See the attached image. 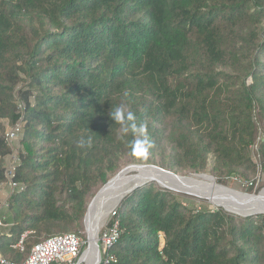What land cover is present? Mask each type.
<instances>
[{
	"label": "trees",
	"instance_id": "obj_1",
	"mask_svg": "<svg viewBox=\"0 0 264 264\" xmlns=\"http://www.w3.org/2000/svg\"><path fill=\"white\" fill-rule=\"evenodd\" d=\"M118 106L154 145H172L166 170L199 174L213 157L218 181L256 172L260 128L264 169V0H0V204L7 126H21L23 188L0 212L3 259L23 263L35 245L78 235L121 161L144 163L111 119ZM115 223L101 264H264V214L190 209L154 181L121 201Z\"/></svg>",
	"mask_w": 264,
	"mask_h": 264
},
{
	"label": "rangeland",
	"instance_id": "obj_2",
	"mask_svg": "<svg viewBox=\"0 0 264 264\" xmlns=\"http://www.w3.org/2000/svg\"><path fill=\"white\" fill-rule=\"evenodd\" d=\"M246 81H247V84H250L251 78L247 79ZM22 86H23V83L20 84V87ZM27 96H28L27 92H24L23 97L26 98ZM255 116H256L255 120L257 122V125L260 128V117H259L258 110L255 111ZM170 123L171 122L166 121V124L161 125V128H164L165 130ZM10 129L11 127L7 126V132ZM262 139H263V133L260 128L259 139L257 140V144L254 147H252V151H251L252 160L258 166L257 171L254 172L253 170L245 169L244 171H242L241 176H238V177L224 178L222 181H218L212 174V170L214 166L213 157H210L207 169L204 172L199 173V174H195L192 171H179L178 173H175L168 169L166 170L162 167H168L169 165L173 164L172 157L175 155V153L173 151L172 145L169 144L167 140H163L161 141V143L155 144L154 147L150 149L148 155L145 157L143 164H138L132 156L125 157L120 163L121 168L112 178H110L109 181L114 179L120 172H122L125 168L129 166H133V165L155 166L165 171H168L170 173H173L181 178H186V179L193 178V180H195L197 183L196 184L194 183L191 185L190 184L184 185L179 182H175L174 179H171V178L166 179L165 177L163 178L164 180L163 179L159 180L157 178L152 177L151 176L152 174L149 173L145 177L131 182V185L134 186V184L138 181L149 179L147 183L154 181V183L157 184V186L160 189L172 193L179 203H181L182 205L190 209H194V210L196 209L199 211L221 209L225 212L229 211V213L233 211H237L239 215H246V216L257 215V214H260L261 212H264V169L262 167L261 158L259 154V145ZM9 145L11 146L12 154L7 157L6 159L7 163L11 162L14 155L20 149L19 139L15 140ZM138 175L139 174L136 172H129L123 177V180L129 181L130 179L135 178ZM204 176L212 177L214 178V181L209 178H205ZM208 183H216L217 186L224 187L228 190L243 194L245 196L258 197V198L262 197L261 199L262 202L255 203V202L247 201L243 199V197H231L230 198L229 196H226L224 194L220 195L219 193H216V191L214 192L213 189L209 190L208 188H205L204 186L205 185L207 186ZM131 185L129 186L130 188L132 187ZM196 185H199L202 187L201 189L200 188L198 189L200 190L201 193L200 192L198 193V190H197L198 187H196ZM103 188L104 186L95 194V196L93 197L92 201L89 204V207L91 203L93 202V200L98 195V193ZM7 192L11 193L8 190ZM222 206H226L227 208H229V210ZM231 206L233 210H230ZM109 221H110V214L108 213V216L105 219V222L103 223L104 225L103 229L101 230L99 234L98 244L100 245L101 253H102V242L100 238H101L102 233L106 229ZM77 234L82 238L84 242V247L82 251V255H83L84 252L87 251L88 249L89 238H90L89 233L87 231V221L85 219L83 222V231ZM78 262L79 260L77 261V263ZM82 264H86V260L84 258H83Z\"/></svg>",
	"mask_w": 264,
	"mask_h": 264
},
{
	"label": "built area",
	"instance_id": "obj_3",
	"mask_svg": "<svg viewBox=\"0 0 264 264\" xmlns=\"http://www.w3.org/2000/svg\"><path fill=\"white\" fill-rule=\"evenodd\" d=\"M21 126L16 125L6 133V141L11 144L19 138ZM18 164L17 153L14 155L11 162L8 163L6 170V182L1 186L2 193L6 190L12 194L15 190H23V188L15 182L16 167ZM11 196V195H10ZM9 200V199H8ZM6 201L0 204V212L7 205ZM116 216V209L110 214V217ZM7 227L5 220L0 216V236L3 235V230ZM26 234L23 235L17 247H22ZM119 237L117 223L112 227L104 230L101 235V242L104 249L112 246ZM84 242L82 238L76 234H66L50 238L33 247L29 257L23 263H10L3 259L0 255V264H76L82 258ZM102 261V260H101ZM116 263L113 257H110L109 262ZM78 264V263H77Z\"/></svg>",
	"mask_w": 264,
	"mask_h": 264
},
{
	"label": "bare ground",
	"instance_id": "obj_4",
	"mask_svg": "<svg viewBox=\"0 0 264 264\" xmlns=\"http://www.w3.org/2000/svg\"><path fill=\"white\" fill-rule=\"evenodd\" d=\"M129 172H136L139 175L135 178L130 179L129 181H124L123 177ZM149 173L152 174L151 175L152 177L157 178L159 180H162L165 177L166 179L168 178L174 179L175 182H179L184 185H187V184L191 185V184L197 183L195 180H193V178L186 179V178H181V177H177V178L170 177V176H166L165 174H162L161 172H158L157 170H154L148 167H141V166L133 165V166H129L125 168L108 185H106L98 193L97 197L93 200V202L90 205L88 215H87V220H86L87 221V231L90 237V247L87 249L85 254L82 256L79 264H82L83 258L86 260V264H97V262L99 261V254L97 250L98 238H99V234L101 230L103 229V226H104L103 223L105 222V219L107 218L108 213L110 214V212L117 205L120 199L130 189H132L134 186L138 184L147 183L149 179L138 181L134 184V186L131 185V182L141 179L145 177L146 175H148ZM130 185L132 186L131 188L129 187ZM196 187H198L197 190L199 188L200 189L202 188L199 185H196ZM204 187L208 188L209 190L213 189L214 192L216 191V193H219L220 195L224 194L226 196H229L230 198L231 197H243V199L250 201V202H255V203L262 202L261 200L262 197L258 198V197L245 196L243 194L236 193L226 188L217 186L216 183H208L207 186L205 185ZM199 192L200 190H198V193ZM222 207L227 208L226 206H222ZM227 209L229 210V208ZM230 210H233L232 206ZM233 212L237 213V211H233Z\"/></svg>",
	"mask_w": 264,
	"mask_h": 264
},
{
	"label": "clouds",
	"instance_id": "obj_5",
	"mask_svg": "<svg viewBox=\"0 0 264 264\" xmlns=\"http://www.w3.org/2000/svg\"><path fill=\"white\" fill-rule=\"evenodd\" d=\"M111 119L121 126L122 132L127 135L131 133L133 139L129 142V147L134 156L146 157L154 147L148 134L147 124L138 123V117L132 110H127L123 106H118L110 112ZM79 148H91L92 137L81 138L77 141Z\"/></svg>",
	"mask_w": 264,
	"mask_h": 264
},
{
	"label": "water",
	"instance_id": "obj_6",
	"mask_svg": "<svg viewBox=\"0 0 264 264\" xmlns=\"http://www.w3.org/2000/svg\"><path fill=\"white\" fill-rule=\"evenodd\" d=\"M136 166H141V165H136ZM141 167H148V168H151V169H154V170H157L158 172H161L162 174H165L166 176H170V177H178L177 175H175V174H173V173H170V172H168V171H165V170H163V169H161V168H158V167H155V166H141ZM205 177V176H204ZM205 178H209V179H211V180H213L214 181V178H212V177H205ZM113 180V179H112ZM111 180V181H112ZM111 181H109L106 185H108ZM146 183H141V184H138V185H136V186H134L132 189H130L121 199H120V201L117 203V205L115 206V208H113V210H115V209H117V207L119 206V204L121 203V201L127 196V195H129L130 193H132L133 191H135L137 188H139V187H141V186H143V185H145ZM105 185V186H106ZM104 186V187H105ZM165 187V186H164ZM221 187V186H220ZM222 188H224V187H222ZM97 197V196H96ZM90 208V207H89ZM112 210V211H113ZM88 211H89V209H88ZM88 211H87V214H86V216H85V220H87V215H88ZM111 211V212H112ZM111 212H110V214H111ZM227 212H229V211H227ZM230 213H235V212H230ZM235 214H237V215H239L238 213H235ZM260 214H264V212H261ZM239 216H242V217H248V216H246V215H239ZM98 241H99V238H98ZM99 243V242H98ZM97 243V250H98V254H99V261L97 262V264H101V260H102V255H101V251H100V245ZM90 247V238H89V246H88V248ZM86 252V251H85ZM85 252H84V254H85ZM83 254V255H84ZM82 255V256H83ZM81 261V260H80ZM80 261L78 262V264L80 263Z\"/></svg>",
	"mask_w": 264,
	"mask_h": 264
},
{
	"label": "crops",
	"instance_id": "obj_7",
	"mask_svg": "<svg viewBox=\"0 0 264 264\" xmlns=\"http://www.w3.org/2000/svg\"><path fill=\"white\" fill-rule=\"evenodd\" d=\"M10 197V193L6 191H4L2 194H1V204L5 203L6 201H8ZM4 232H7V227L3 230V233Z\"/></svg>",
	"mask_w": 264,
	"mask_h": 264
}]
</instances>
